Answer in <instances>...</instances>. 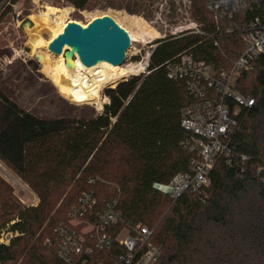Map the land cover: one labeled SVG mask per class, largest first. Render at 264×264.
<instances>
[{"label":"trees","instance_id":"1","mask_svg":"<svg viewBox=\"0 0 264 264\" xmlns=\"http://www.w3.org/2000/svg\"><path fill=\"white\" fill-rule=\"evenodd\" d=\"M8 1L0 0L1 9L18 2ZM209 1L193 0V16L205 34L185 31L156 40L149 74L107 89L111 102L90 119L37 118L0 88V159L40 199L37 206H23L0 179V230L17 218L10 229L21 234L10 246L0 245L1 261L65 264L56 253L54 230L68 222L81 194L93 191L96 211L119 197L124 219L153 231L162 250L158 264H264V57L255 62V71L236 80L241 95L255 98L254 106L242 109L231 136L237 151L250 158L246 177L221 158L202 195L185 194L173 202L153 188L190 171L193 156L183 146L188 133L181 126L182 110L193 99L184 81L168 78L167 61L189 51L217 70L230 69L244 50L242 36L252 15L238 13L217 29ZM95 177L115 184L120 193L99 191L89 182ZM122 252L118 244L96 250L90 264H116Z\"/></svg>","mask_w":264,"mask_h":264},{"label":"built area","instance_id":"2","mask_svg":"<svg viewBox=\"0 0 264 264\" xmlns=\"http://www.w3.org/2000/svg\"><path fill=\"white\" fill-rule=\"evenodd\" d=\"M207 10L212 14L217 29L222 22L234 19L238 13H250L252 18L242 36L244 50L230 69L217 70L213 64L198 60L189 51L166 63L168 78L184 81L188 95L193 99L191 105L183 108L181 115V126L188 133L183 146L193 155L190 171L177 174L167 184H153L155 190L169 196L173 202L185 194L202 195L210 184V172L219 159L223 158L240 178L246 177L250 160L249 156L237 151L231 143V136L238 127L242 109L255 104L254 97L239 93L236 80L242 73L255 71V62L264 57V0H210ZM185 31L205 34L197 24H193V27L177 29L171 36ZM215 46L219 47V43L215 42ZM149 59L150 55L146 69L139 75L149 74ZM89 182L101 189L112 188L120 193L118 186L100 177ZM21 189L25 191V187ZM97 205L98 199L93 191L83 192L69 213L68 222L55 228L56 253L61 261L65 264H90L89 257L96 250L104 251L118 244L124 252L118 256L116 264L159 263L162 250L153 242V231L145 225L126 221L119 197L106 200L100 211H96ZM18 235L21 234L0 232V245L10 246L14 236ZM0 264L12 263L0 260Z\"/></svg>","mask_w":264,"mask_h":264},{"label":"rangeland","instance_id":"3","mask_svg":"<svg viewBox=\"0 0 264 264\" xmlns=\"http://www.w3.org/2000/svg\"><path fill=\"white\" fill-rule=\"evenodd\" d=\"M6 1L4 0L3 3ZM10 1L8 2L10 3ZM46 5L57 8L72 6L74 11L69 16V20L83 24L91 21L89 17L91 14H100L101 12L114 14V11H117L119 15L116 13L114 15L120 21L121 16L125 14L137 15L160 33L158 39L171 36L172 32L181 27H193V24H197L198 29L201 28V24L193 16V0H90L87 5L80 0H61L57 3L54 0H18L10 10L5 11V8L1 9L0 6V88L20 108L43 120L59 118L87 120L103 113L105 106L111 102L106 90L115 88L120 82L132 77L121 80L114 86L108 85L103 89L102 99L108 97L109 101L104 103L101 110L95 104L78 105L61 96L54 84L41 72L38 59L29 56L25 51V47L28 46L27 26L23 29L22 25L32 14L42 10ZM78 8H82V10ZM122 26L127 28L128 34L129 32L132 35L136 34L134 28L129 24L123 22ZM45 37L47 38L48 35L46 34ZM155 41L144 44L141 39L135 42L131 39V46L126 52L124 64L146 62L148 55H151L152 48L156 47ZM0 179L10 187L11 197L21 205L32 207L39 204L38 195L1 159ZM24 187L25 191H22L21 188ZM3 188L7 191V187ZM98 190L104 193L114 192L112 188L101 189L98 187ZM60 209L65 211L63 208ZM15 221L17 222V218ZM11 226L10 222L0 232H13L10 229ZM19 236L21 235L14 236V239Z\"/></svg>","mask_w":264,"mask_h":264},{"label":"bare ground","instance_id":"4","mask_svg":"<svg viewBox=\"0 0 264 264\" xmlns=\"http://www.w3.org/2000/svg\"><path fill=\"white\" fill-rule=\"evenodd\" d=\"M73 11L72 6L57 8L46 5L42 10L32 14L29 17L32 24L25 25L27 26L26 33L30 48L27 54L38 59L41 72L54 84L61 96L78 105L95 104L101 110L104 103L109 101L108 97L102 99L103 89L108 85L114 86L119 81L131 76L139 75L146 69V62L113 65L101 61L92 66H85L81 63L76 52L67 45L60 54L50 51L49 45L53 39L63 32L69 22H73V20H69ZM114 12L119 15V12ZM104 15L105 13L101 12L100 14H91L89 17L92 21ZM121 18V23H127L134 28L135 35L129 32L133 42L141 39L144 44H149L159 38L160 33L140 16L125 14ZM74 22L83 27H87L89 23ZM123 28L128 31L126 27Z\"/></svg>","mask_w":264,"mask_h":264},{"label":"water","instance_id":"5","mask_svg":"<svg viewBox=\"0 0 264 264\" xmlns=\"http://www.w3.org/2000/svg\"><path fill=\"white\" fill-rule=\"evenodd\" d=\"M26 24H32L29 18L22 25L23 29ZM66 45L76 52L85 66L101 61L119 65L126 61L131 38L121 21L113 13H107L89 22L87 27L74 21L69 22L63 32L50 43L49 50L60 54ZM29 50L26 46L25 51Z\"/></svg>","mask_w":264,"mask_h":264}]
</instances>
